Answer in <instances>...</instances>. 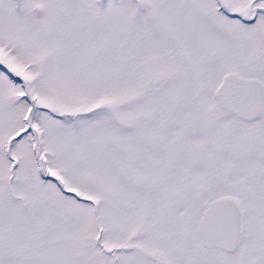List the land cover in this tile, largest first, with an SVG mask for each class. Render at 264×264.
<instances>
[{
    "label": "snow or ice",
    "instance_id": "1",
    "mask_svg": "<svg viewBox=\"0 0 264 264\" xmlns=\"http://www.w3.org/2000/svg\"><path fill=\"white\" fill-rule=\"evenodd\" d=\"M0 264H264V0H0Z\"/></svg>",
    "mask_w": 264,
    "mask_h": 264
}]
</instances>
